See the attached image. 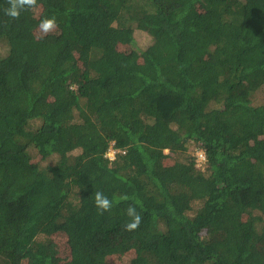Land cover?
<instances>
[{"label":"trees","instance_id":"trees-1","mask_svg":"<svg viewBox=\"0 0 264 264\" xmlns=\"http://www.w3.org/2000/svg\"><path fill=\"white\" fill-rule=\"evenodd\" d=\"M8 6L0 264H264V0Z\"/></svg>","mask_w":264,"mask_h":264},{"label":"clouds","instance_id":"clouds-1","mask_svg":"<svg viewBox=\"0 0 264 264\" xmlns=\"http://www.w3.org/2000/svg\"><path fill=\"white\" fill-rule=\"evenodd\" d=\"M8 7L5 9V15L11 19H19L22 11L30 10L38 6V0H7ZM56 25L55 17H45L40 20L38 24V30L40 33L47 35L53 32ZM94 203L100 214L110 212L113 207V200L109 199L104 193L96 191L94 194ZM130 197L127 194H123L119 197L120 201H128ZM125 215L129 217V220L124 225L125 231H134L139 228L142 222V216L137 212L136 207L129 205L125 209Z\"/></svg>","mask_w":264,"mask_h":264},{"label":"rangeland","instance_id":"rangeland-1","mask_svg":"<svg viewBox=\"0 0 264 264\" xmlns=\"http://www.w3.org/2000/svg\"><path fill=\"white\" fill-rule=\"evenodd\" d=\"M31 14H33V17H36L35 16V13L32 12ZM35 34L39 37V38H56L57 36V33L56 31L54 30L53 32H50L48 33L47 35H44L42 33L39 32L38 28L35 29ZM135 39H136V42L138 43L139 46H144L148 43L149 39L146 37V35L144 33H140V32H135ZM136 43V45H137ZM5 53V46L4 45H0V55H3ZM199 162H201L200 159H198ZM56 250H57V253H58V256H61V253H64L66 254L67 250L61 248V247H56Z\"/></svg>","mask_w":264,"mask_h":264},{"label":"built area","instance_id":"built-area-1","mask_svg":"<svg viewBox=\"0 0 264 264\" xmlns=\"http://www.w3.org/2000/svg\"><path fill=\"white\" fill-rule=\"evenodd\" d=\"M196 156L198 159L203 161L204 157H203V154L201 152L196 153ZM108 158L113 159V153L111 151H109V153H108Z\"/></svg>","mask_w":264,"mask_h":264}]
</instances>
